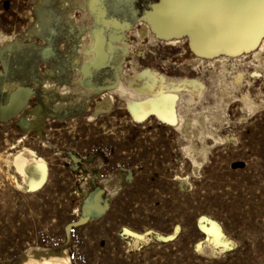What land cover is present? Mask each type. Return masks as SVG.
Listing matches in <instances>:
<instances>
[{"label":"rangeland","instance_id":"obj_1","mask_svg":"<svg viewBox=\"0 0 264 264\" xmlns=\"http://www.w3.org/2000/svg\"><path fill=\"white\" fill-rule=\"evenodd\" d=\"M165 1L0 0V264H264L263 44L203 57Z\"/></svg>","mask_w":264,"mask_h":264},{"label":"crops","instance_id":"obj_2","mask_svg":"<svg viewBox=\"0 0 264 264\" xmlns=\"http://www.w3.org/2000/svg\"><path fill=\"white\" fill-rule=\"evenodd\" d=\"M163 7L155 15L207 29L215 52H246L264 31V0H166Z\"/></svg>","mask_w":264,"mask_h":264},{"label":"bare ground","instance_id":"obj_3","mask_svg":"<svg viewBox=\"0 0 264 264\" xmlns=\"http://www.w3.org/2000/svg\"><path fill=\"white\" fill-rule=\"evenodd\" d=\"M174 21L176 20L171 17L164 18L161 15L160 16L154 15L148 18V22L152 25L155 34H157L159 37L163 39H171L173 37H180L185 33L190 35L193 47L195 48L196 52L203 57H212L222 51H226V50H221L219 52H215L209 49V44H208L209 31L207 29L200 28L198 26H186L185 28H181V26L178 25L179 22L178 21L174 22ZM263 38H264V31L261 33V35H259L256 38L255 46H257L259 42H262L263 44L262 46L264 47ZM226 53L232 54L234 56L241 54L240 52H232V51H226ZM172 105H173L172 96H169V95L159 96L155 99H151V109L149 113H159L160 115H162L163 117L167 119V116L165 113L167 112V110L168 111L170 110ZM137 116L143 117V116H140L139 114H137ZM170 122H174V121L172 120ZM34 156H35L34 154H31V157L33 158V161L36 164H39L41 162L43 164L42 165L43 175H42V179L39 182L32 184V188H40L43 186L48 173H47V169L43 161L36 160ZM26 158L24 157V154L18 156V160L20 161L17 164V166H18L19 171L27 179L28 173H27L26 168L29 166H27L28 164H27ZM23 159L24 161H22ZM199 227L206 234L207 243H210L214 245L215 247L222 245L224 246V249L228 247L229 239L227 240L225 238L221 226L216 221L208 219L206 217H202L199 221ZM178 233H179V228H176L175 233L173 235L169 237H161V236L159 237L161 238V240L165 242V241L174 239V237H176ZM125 234L128 236H132V238L135 239L136 241L144 242L143 244L149 242L148 241L149 239L147 238V236L150 234V232L139 235V234L133 233L132 231L125 230ZM199 245L201 246L202 244H199ZM19 264H71V260L66 251H63L61 255L52 254V255L42 256V257L36 255L34 252H29Z\"/></svg>","mask_w":264,"mask_h":264},{"label":"water","instance_id":"obj_4","mask_svg":"<svg viewBox=\"0 0 264 264\" xmlns=\"http://www.w3.org/2000/svg\"><path fill=\"white\" fill-rule=\"evenodd\" d=\"M157 240H159V238H156ZM161 239V238H160Z\"/></svg>","mask_w":264,"mask_h":264}]
</instances>
